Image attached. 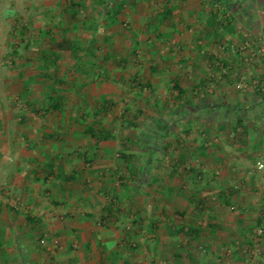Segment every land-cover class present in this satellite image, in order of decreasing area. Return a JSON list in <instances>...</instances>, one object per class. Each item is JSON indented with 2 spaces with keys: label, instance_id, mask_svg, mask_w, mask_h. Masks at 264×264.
<instances>
[{
  "label": "rangeland",
  "instance_id": "obj_1",
  "mask_svg": "<svg viewBox=\"0 0 264 264\" xmlns=\"http://www.w3.org/2000/svg\"><path fill=\"white\" fill-rule=\"evenodd\" d=\"M57 2L0 0V181L16 175L26 159H32L31 165L35 166V158L43 151L37 146L42 142L61 144L72 154L87 149L88 142L82 134L84 120L101 123L114 128L115 140L104 145L105 156L111 161L104 165L108 172L100 170L106 174L105 181L96 179V185L100 190L108 188L109 192L116 188L117 177L112 173L116 167L125 166L118 161V140L129 138L132 141L129 154L134 156L131 164L136 168L131 180L133 197L146 212L148 223L146 227L143 224L138 235L154 234L149 237L147 248L149 264H264V234L255 223L257 218H264V172L255 170V164L264 158V0H186L172 22L178 33L169 25L162 26L164 38L156 47L147 45L146 27L166 0H126L119 19L139 34L142 47L138 58L130 56L124 43L113 48L108 62L111 79L69 91L63 119L60 114L44 112L46 95L51 92L47 85L51 82L40 74V53L44 47L37 31L39 27L61 22L69 38L85 40L87 35L60 13ZM215 21L220 25L214 26ZM120 28H113L117 40L121 39ZM214 30L217 35L212 33ZM96 39L102 40V35ZM210 56L215 60H210ZM60 63L64 66L58 75L65 77V67L72 63L67 58ZM151 66L157 68L155 75L150 73ZM174 76L185 91L180 101L175 99L176 92L169 84ZM134 77L151 88L131 86L130 82L125 85ZM117 94L125 95V101L118 100L115 109L104 118L77 117L78 107L92 115L101 96ZM125 103L130 107L129 113L123 112ZM203 107L213 111L202 112ZM138 109L142 115L134 121L132 117ZM33 110H39V115L33 114ZM237 119L244 122L247 131L243 132L242 127L236 132L230 130ZM163 126L165 130L160 128ZM57 132L62 141L43 136ZM204 142L207 148L201 153L197 148ZM28 145L33 146L30 149ZM216 154L228 158V163L208 164V157ZM114 156L116 161L112 159ZM147 159L148 165L144 164ZM203 167L204 174L210 173L209 176L195 178L197 170ZM28 168H23L24 172ZM4 183L0 182V188ZM228 191L233 193L230 206L222 203ZM221 193L223 196L219 197ZM0 197V205L11 203L13 210H29L10 189H0ZM110 198V193L103 198L104 205V199L109 202ZM192 198L204 199L205 206L214 211L220 209L216 214L220 229L210 231L211 220L204 216L196 241L178 238L170 233L172 229L163 226L156 232L149 229L158 219L175 227L191 226L195 215ZM100 206L94 211L96 215H101ZM115 209L121 213L120 230L127 226L132 233L139 228L125 217V202ZM163 210H168L169 216ZM241 215L246 228L239 224ZM98 221L100 226L98 223L96 226L107 232L105 228H109L107 223L111 219L106 221V227L105 220ZM120 230L109 234L113 236ZM49 233L45 230L36 239L37 244L48 238ZM56 240L59 250L61 242ZM136 244L133 250L141 246L139 242ZM57 249L52 250L54 255ZM82 249L77 250L82 253Z\"/></svg>",
  "mask_w": 264,
  "mask_h": 264
},
{
  "label": "crops",
  "instance_id": "obj_2",
  "mask_svg": "<svg viewBox=\"0 0 264 264\" xmlns=\"http://www.w3.org/2000/svg\"><path fill=\"white\" fill-rule=\"evenodd\" d=\"M212 111L209 107L202 108V112L205 113ZM233 128L230 130H233ZM242 131H247V127L243 121ZM104 145L100 147V152L94 155L93 165L89 166V164L83 163V160L79 159L76 153L66 152L63 145L42 142L37 146L39 149H43V151L40 153L41 156L35 158V161H37L35 166L31 165L32 159H26V162L30 164L24 162L21 167L18 164L19 166H17L21 169L16 171V175L8 176L4 181H0L5 182L0 189H10L19 203L29 208V210H18L17 208L13 210L11 203L0 205V264H149L150 255H148L147 248L150 244L149 237H153L154 234H145L140 237L138 235L139 230L144 228L143 224H145V227L148 226L147 217L145 218L146 212H143L144 209L139 207L142 219L141 225H139L140 229L138 228L135 232L133 231L129 236L125 235V228L122 227L123 229L120 230L118 227L120 213L118 209L113 207V214H106L104 212L106 207L110 206L111 198L116 195L119 188L118 184H116V188L112 187L111 192H109L108 188L100 190L96 185V179L101 181L102 178L106 177V174L100 172V170L108 172V169H104V165L110 164L111 161L105 156L106 148ZM32 146L28 145L27 147L31 149ZM86 148V150L90 148V143H87ZM205 148H207L206 142L197 149L201 150V153H204L206 151ZM62 154H68L69 156L64 163L58 157ZM116 157L114 156L112 159L116 161ZM210 157H208V164H211V166L228 163V158H224L220 154H216L215 156L210 155ZM131 160L133 159H130L129 164L132 166ZM49 161H52L55 166H63L66 175L75 174L74 180L71 183H66L58 176L57 170H55V175H49L47 169V162ZM149 163L150 159H147L144 164L148 165ZM100 165H103V167H99ZM23 168L25 170L28 168V171L24 172ZM117 168L112 173L114 177H117ZM205 170L203 167L202 170H197L196 173L201 172L203 177H208L210 173L204 174L203 171ZM212 171H214L213 167ZM211 174L214 173L211 172ZM133 178V176H130L128 187L131 190V199L137 205V201L133 197L134 189L131 187V180ZM109 193L111 200L107 202L104 199L106 203L104 205L103 198L109 195ZM220 196L222 197L223 194L221 193ZM43 200L46 202L43 203ZM125 200L120 203L123 204L125 202L127 207L125 217L128 218V222L136 223L134 221L136 219L135 212L130 208V200ZM196 201L202 202V204L196 207L194 203ZM196 201H193L192 198V210L193 214H195V217H192V225L200 229L199 235L203 228L202 225H204L203 216L211 220L208 223L210 231H214L217 228L220 229L221 224L216 222V214L220 212V209L214 211L212 208H207L204 199L199 198ZM99 205L102 208L100 210L101 215H96L94 211L99 209ZM167 212L168 210H163V214ZM168 213L166 214L167 216H169ZM173 213L176 215L180 214L178 211H173ZM110 219L111 221L107 223L109 228H107L106 221ZM238 219L239 224H244V221H242L244 217L242 215ZM258 219L255 220V223H257ZM98 220H105L104 226L107 232L96 226L97 223L100 226V221ZM162 226L164 229H172L170 233L179 238L175 232V229L178 227L171 226L164 221L161 222L160 219L152 222L149 225V229H156L154 231L156 232ZM125 227L127 228V226ZM244 228H246L245 224ZM45 230L50 231L48 234L49 240L59 239L61 242L60 249L56 248L58 251L55 255L54 251L56 249L52 252L47 251L36 242V239L41 238ZM112 230H120V232H116L111 236L109 232L112 233ZM242 232L243 234L245 233L244 230ZM198 239L199 237H197ZM138 242L141 245L138 248L139 250L130 248L133 243L135 246L138 245L136 244ZM160 245L162 244L159 243V247ZM78 248H83V252L80 253L77 250ZM43 249L45 252L42 251ZM154 255L155 253L152 254L153 258H155ZM211 256L216 257V255Z\"/></svg>",
  "mask_w": 264,
  "mask_h": 264
},
{
  "label": "trees",
  "instance_id": "obj_3",
  "mask_svg": "<svg viewBox=\"0 0 264 264\" xmlns=\"http://www.w3.org/2000/svg\"><path fill=\"white\" fill-rule=\"evenodd\" d=\"M186 0H181L180 4H174L171 0H166L165 5L162 6L160 12H158L153 19L147 24V31L145 36H147L148 46L156 47L157 44L161 42L164 35L161 33L162 26L169 25L172 27L174 32L177 34V28L173 24V20L178 16V12L182 10V5ZM126 0H120L116 3V0H58L57 7L61 14H65L70 18V20L79 25L80 30L86 33L87 37L85 40H79L69 38L62 29L61 22L54 26L39 27L37 31V38L43 45V49L40 53V59L42 61L40 67V74L44 78H48L50 84L48 88L50 93L46 95L47 109L44 111L47 114L56 116L60 114L62 119L64 118L65 103L67 101V96L69 91H74L79 88H86L91 84H96L99 80L109 81L112 70L108 67V62L111 59L110 51L117 47L119 44L124 43L129 48V54L132 58H138V53L141 50L142 42L140 41L139 34L134 30L128 28L125 23L119 19L120 14L124 11ZM100 13L99 17L96 16ZM230 21L227 22V26L230 27ZM214 26L220 25L219 22H212ZM115 27H121V39L114 38ZM24 28V27H23ZM25 30L27 28H24ZM113 29V30H112ZM16 30V29H15ZM57 30V31H55ZM60 30V31H59ZM117 33V32H116ZM217 35L215 30L212 32ZM175 34V35H176ZM102 35V40L98 41L97 36ZM102 50H106V53H102ZM65 58L71 61L65 67L66 76H59V72L64 64L60 62ZM210 60H215L212 56ZM218 63L219 61L216 60ZM49 71H52L50 74ZM157 68L155 66L150 67V73L155 75ZM137 72V76H138ZM131 86L139 85L143 88H151L150 84L142 85L136 81V78L129 79L128 83ZM133 83V84H132ZM171 89L176 92L175 99L180 101L185 91L179 85V78L173 77L169 80ZM25 91L28 90V86L25 85ZM119 96V98H117ZM125 95L117 94L112 96H101L99 98L98 104L96 105V110L92 115H90L88 110H82L81 108L76 109L81 120L90 116L104 118V115L113 111L117 105V101H123ZM125 101V100H124ZM123 108L124 113H129L130 107L125 103ZM39 110H33V114L39 115ZM142 115V110L138 109L136 114L132 117L134 121H137ZM242 127V121L237 119L234 125V132ZM161 129H166V127H160ZM244 132V131H243ZM83 137L86 141L90 143V148L88 150H75L79 159L83 160V163L93 165L94 155L100 152V147L104 144H109L115 140L114 128L104 127L103 124H97L95 122L84 120ZM45 139L62 141L61 136L57 134H43ZM131 140L127 137H122L118 140L120 146L118 152V158L120 165H125L121 169L117 168V184L118 189L116 195L111 199L110 206L106 207L104 212L106 214H113V207L119 206V204L127 199L130 200V208L134 213L136 219L134 220L138 225H141L142 219L140 216V208L134 204L132 201L131 190L128 187L130 176H134L135 167L129 164L130 159H133V154H129L131 148ZM60 160L64 163L68 154H62L58 156ZM47 169L49 175H55V170L58 171V176L62 178L66 183H71L74 180L75 174L66 175L64 172V167L55 166L52 161L47 162ZM194 172V171H193ZM202 178L201 172L195 175V178ZM223 205L230 206L233 200V193L228 191L227 195L222 198ZM192 201V200H191ZM193 201H196L193 198ZM198 202V201H196ZM202 202H198L196 207H199ZM256 226L261 228L264 234V218H259L257 220ZM140 229V227H139ZM130 229L126 228V235H130ZM176 234L181 238L188 237L191 241L197 240L199 237L200 229L195 227V225L182 226L175 229ZM43 239V238H42ZM41 241V240H40ZM133 248H136L134 244Z\"/></svg>",
  "mask_w": 264,
  "mask_h": 264
},
{
  "label": "built area",
  "instance_id": "obj_4",
  "mask_svg": "<svg viewBox=\"0 0 264 264\" xmlns=\"http://www.w3.org/2000/svg\"><path fill=\"white\" fill-rule=\"evenodd\" d=\"M255 170L258 173L264 172V158L255 164ZM1 199L2 197H0V202L2 201ZM40 245L45 250L52 251L58 247V241L56 239L49 240L47 237H44L41 239Z\"/></svg>",
  "mask_w": 264,
  "mask_h": 264
}]
</instances>
